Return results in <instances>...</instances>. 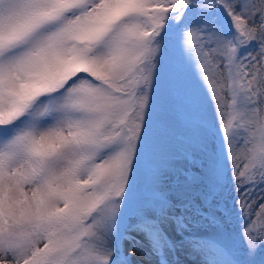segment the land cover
<instances>
[{"label": "snow or ice", "instance_id": "1", "mask_svg": "<svg viewBox=\"0 0 264 264\" xmlns=\"http://www.w3.org/2000/svg\"><path fill=\"white\" fill-rule=\"evenodd\" d=\"M0 264H264V0H0Z\"/></svg>", "mask_w": 264, "mask_h": 264}, {"label": "bare ground", "instance_id": "2", "mask_svg": "<svg viewBox=\"0 0 264 264\" xmlns=\"http://www.w3.org/2000/svg\"><path fill=\"white\" fill-rule=\"evenodd\" d=\"M135 259H137V260H141V259H144V258H141V257H139V256L137 255Z\"/></svg>", "mask_w": 264, "mask_h": 264}, {"label": "rangeland", "instance_id": "3", "mask_svg": "<svg viewBox=\"0 0 264 264\" xmlns=\"http://www.w3.org/2000/svg\"><path fill=\"white\" fill-rule=\"evenodd\" d=\"M139 257H141L139 254H137ZM141 258H143V257H141Z\"/></svg>", "mask_w": 264, "mask_h": 264}]
</instances>
